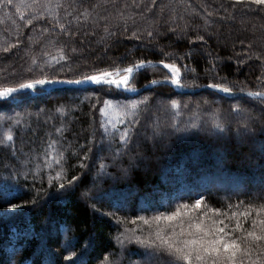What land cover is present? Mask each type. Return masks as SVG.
I'll use <instances>...</instances> for the list:
<instances>
[{
    "label": "trees",
    "instance_id": "obj_1",
    "mask_svg": "<svg viewBox=\"0 0 264 264\" xmlns=\"http://www.w3.org/2000/svg\"><path fill=\"white\" fill-rule=\"evenodd\" d=\"M61 2L57 12L69 34L54 26L45 0L35 8L43 18L32 24L26 21L33 9L22 7L21 19L16 5L33 0L0 4V85L39 76L32 58L39 64L63 48L67 59L43 69L50 79H78L145 60L130 81L140 89L167 76L155 65L164 60L180 67L182 83L189 85L184 88L222 83L234 92L264 91V12L233 9L228 0ZM85 9L87 19H73ZM171 100L180 107L171 108ZM132 103L138 104L134 115L118 116ZM236 105L239 113L232 111ZM214 110L226 131L211 127ZM9 128L13 140L0 144V264H105V257L111 264H146L139 254L144 249L126 237L143 238L155 223L138 217L166 214L201 195L222 212L240 202L231 211L264 205V99L215 90L187 94L168 84L135 96L114 86L42 91L0 100V139ZM125 129L126 142L119 138ZM51 141L55 151L48 148ZM73 176L70 187L59 188ZM255 217L253 210L246 229Z\"/></svg>",
    "mask_w": 264,
    "mask_h": 264
},
{
    "label": "snow or ice",
    "instance_id": "obj_2",
    "mask_svg": "<svg viewBox=\"0 0 264 264\" xmlns=\"http://www.w3.org/2000/svg\"><path fill=\"white\" fill-rule=\"evenodd\" d=\"M106 3L107 0H104ZM233 9L241 7L248 11L264 12V0H228ZM7 4L8 6L13 5V0H0V4ZM38 0H33L31 5L28 4H17L16 11L20 14L21 19H24V13L21 8H32L33 13L31 19L26 21L27 24H32L33 20L43 18V13L37 15L35 8L38 7ZM101 5L95 4L92 6L93 9L100 7ZM48 16L52 18L54 26H58L59 29L65 34H69L64 23L60 22V18L57 9L64 7L61 0H45L43 5ZM68 7L75 10V5L70 4ZM127 7V5H125ZM202 7H205L202 5ZM223 7V4L221 5ZM72 13L65 12V15H71ZM91 15L88 9H85L82 13L77 16H73V19H79L81 16L87 19ZM211 15V13H209ZM121 19L127 22V18L124 17L123 13H118ZM131 18V17H128ZM100 19H107L106 17H100ZM68 23H71L69 21ZM43 31H47L44 29ZM107 31V27L105 28ZM137 39L139 37L135 32L132 34ZM152 35L151 32L148 33ZM31 39V37H30ZM200 41L204 40L203 36L197 38ZM50 44L54 42L50 41ZM7 51V49H4ZM57 55L50 56L49 59L43 60L42 63L38 64L37 58L33 57L31 60L32 65H37L41 69L39 76H32L31 78L24 79L16 82L14 85H0V99L7 100L8 98L16 99L15 94H21L27 96L29 91H45L49 86L56 84H67V85H85L95 84L98 86H106L109 90L113 88L120 89L123 87L125 90H131L132 85L130 84V77L132 74L140 68L145 66V60H138L135 63H129L125 67L115 65L110 69H101L94 71L92 74H82L78 79H58L48 78L47 75L43 74L45 67H52L53 62L58 63L61 60H66L67 57L64 55L63 48H57ZM75 51V49H73ZM44 56H49L48 52L43 53ZM151 64L152 61H147ZM165 69H168L171 73L170 76L165 77L171 84L177 87H188L189 85L182 83V74L180 67L176 63H166L164 60L159 61ZM29 72H32V68H28ZM156 81H152L155 83ZM194 86V82H193ZM208 88L215 89L220 92L229 94L230 97L235 98L234 88L229 87L222 83H210L207 85ZM240 92H244L243 88L239 89ZM246 95L250 97H256L264 99V91L248 92ZM207 103V101H205ZM106 107L111 105L105 101ZM170 106L173 109L180 107V104L176 100L170 101ZM138 104L132 103L130 105H124L118 116L134 115L135 109ZM187 107V105H184ZM199 107V105H197ZM60 111V109H57ZM100 111L105 112V108H101ZM232 111L239 113L242 109L236 105L233 106ZM211 127L226 131V123L222 118L219 110H214L211 113ZM19 123V121H16ZM191 127H196L192 124ZM244 127L247 129V122H244ZM179 130V129H178ZM264 130V129H262ZM59 132L60 129H57ZM129 132L125 129L124 133L119 137L121 141L126 142ZM13 140L12 131L9 128L5 131L3 139H0V144L10 142ZM56 141H51L48 144V148L55 149L53 146ZM59 155H62L60 153ZM47 156V153H46ZM59 159H56V163H59ZM47 166H51L49 163ZM63 169L57 172L56 179L63 178ZM77 177L73 176L71 180L67 181V185L64 183L59 184L60 189H64L66 186L70 187L72 182ZM51 182V180H50ZM35 203V201H33ZM243 202L235 206L229 204L228 210L222 212L220 209H213L206 205L204 196H200L192 204H180L177 205L174 211L168 213L158 214L150 219H144L138 217L137 219L143 220L144 224L155 223L154 231H150L149 234L143 238L139 236H129L126 239L129 242H134L140 245L144 252L139 253L140 255L146 256V264H264V205L253 209L252 205H247L244 211H231L233 207L239 208ZM8 207L11 209H19L22 207L21 204L9 203ZM253 210L256 212V217L251 219V229L244 227V221L248 220ZM230 211V215H229ZM222 217V218H220ZM259 233V234H258ZM121 236H124L122 233ZM122 242V241H121ZM71 243V242H70ZM254 252L259 254L253 258ZM73 255H75L73 253ZM67 259L71 260V257ZM105 264H111L108 257H105Z\"/></svg>",
    "mask_w": 264,
    "mask_h": 264
},
{
    "label": "water",
    "instance_id": "obj_3",
    "mask_svg": "<svg viewBox=\"0 0 264 264\" xmlns=\"http://www.w3.org/2000/svg\"><path fill=\"white\" fill-rule=\"evenodd\" d=\"M155 65H159V66L163 67V65L160 63L155 64ZM145 66H147V65H145ZM154 81H156V82L155 83L150 82V83L144 85L143 87H141L140 89H136V90H133V89L125 90L123 87H121L120 89H122L126 94L133 95V96L139 95V94L143 93L144 91H146L147 89H149L150 87H152L153 85H159V84H168V85L174 87L175 89H177L178 91H181V92L187 93V94L199 93V92H202L205 90H215V89L208 88L207 85L202 86L200 88L188 89V88H184V87H177V86L171 84V82L169 80H166V79L154 80ZM93 87H98V85L91 84V83L85 84V85L56 84V85L49 86L44 91V94L63 91V90H70V89H86V88H93ZM215 91H217V90H215ZM217 92L221 93L224 96L230 97L229 94H227V93L220 92V91H217ZM29 93H31L33 96L37 95V93L35 91H29ZM246 93H248V92H243V93L242 92H234V96H235V98L236 97H250V96L246 95ZM15 95H18V94H15Z\"/></svg>",
    "mask_w": 264,
    "mask_h": 264
},
{
    "label": "rangeland",
    "instance_id": "obj_4",
    "mask_svg": "<svg viewBox=\"0 0 264 264\" xmlns=\"http://www.w3.org/2000/svg\"><path fill=\"white\" fill-rule=\"evenodd\" d=\"M140 69H143V68H140ZM140 69H137L136 71H139ZM168 73H167V76L166 77H168V76H170L171 75V73H170V71L168 70V69H165ZM136 71L132 74V77H130V81L132 80V78H133V76H134V74L136 73ZM165 79V78H164ZM133 90H136L137 88H132ZM36 93H38V92H42V91H40V90H36L35 91ZM31 94V93H30ZM10 99V98H9ZM0 100H3V99H0ZM5 212V211H4ZM7 212V211H6ZM2 213V212H1ZM8 213V212H7Z\"/></svg>",
    "mask_w": 264,
    "mask_h": 264
}]
</instances>
